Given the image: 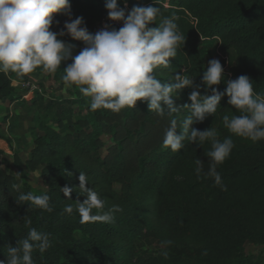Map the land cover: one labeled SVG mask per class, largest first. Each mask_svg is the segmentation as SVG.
<instances>
[{
  "label": "trees",
  "instance_id": "trees-1",
  "mask_svg": "<svg viewBox=\"0 0 264 264\" xmlns=\"http://www.w3.org/2000/svg\"><path fill=\"white\" fill-rule=\"evenodd\" d=\"M126 8L159 7L162 16L175 15L185 43L170 60L171 68L159 69L162 83L174 82L175 73L201 84L202 73L212 59L220 61L226 80L246 75L254 90L264 96V0H117ZM107 0H70L71 17L83 18L91 33L96 24L107 18ZM126 5V7H124ZM68 17L57 14L54 27ZM157 23H159V18ZM153 24L150 27H156ZM51 30V29H50ZM52 31V30H51ZM76 55L82 42L63 37ZM71 60L51 74L59 86L63 70ZM36 72H43L37 69ZM19 78V84L15 80ZM31 84L27 76L0 73V101L23 103L22 87ZM224 92L226 85L217 86ZM192 88L183 89L174 103H190ZM210 94V90H209ZM73 108H59L52 121L46 114L35 115L32 129L38 130L29 157L13 155L17 170H40L44 191L34 193L26 183L18 185L14 175L0 166V260L7 256L5 245L15 246L34 227L47 233L50 247L44 253L33 251L34 264H264L260 255H247L244 246L264 245V140L252 142L232 135L223 125V116L239 114L223 97L214 116L191 127L203 131L213 128L221 141L231 136L234 148L218 166L223 184L221 190L212 178H198L196 159L208 171L207 153L211 143L197 146L185 140L184 147L172 152L162 146L171 119L182 121V110L173 116H159L138 101L133 109L119 113L111 110H90L89 98L73 89ZM60 106V105H59ZM5 118V117H4ZM1 119L4 121L5 119ZM178 127V131H179ZM104 137L111 139L107 145ZM0 150V162L3 160ZM71 173V176L65 173ZM79 172L88 178V187L105 202V208L119 205L123 211L114 214L111 223H81L76 201L83 202L75 189L65 198L60 190L65 185L78 188ZM47 193L53 211L48 213L19 204L21 193ZM71 205L73 212H65ZM31 224H26V220ZM172 241L166 248L163 241ZM155 242L156 254L143 250V242ZM167 251L168 255H162Z\"/></svg>",
  "mask_w": 264,
  "mask_h": 264
},
{
  "label": "clouds",
  "instance_id": "clouds-1",
  "mask_svg": "<svg viewBox=\"0 0 264 264\" xmlns=\"http://www.w3.org/2000/svg\"><path fill=\"white\" fill-rule=\"evenodd\" d=\"M105 9L108 20L122 26L118 30L106 26L92 34L82 26V17L72 19L70 0H0V73L24 77L41 69L55 74L62 63L71 60L63 70L62 82L66 89H76L89 98L92 111L106 109L119 113L133 109L138 101L146 102L148 110L159 116L166 113L173 116L186 110L187 115L179 123L171 119L162 146L177 152L184 147L185 140L197 146L210 142L208 171L205 173L203 162L196 159L195 173L198 178L202 174L212 178L216 186L226 191L227 186L217 169L234 148L232 137L221 141L213 128L200 131L191 126L214 116L222 98L227 96L228 104L239 114L224 115V127L232 135L254 143L264 140V96L254 90L246 75L226 80L217 59L210 60L202 73L204 95L200 94L199 86H193L194 79L188 75L175 73L174 82L162 83L157 78V70L171 68L170 60L185 43L178 18L162 16L157 6H134L126 15L125 8L120 7L117 0H107ZM57 14L67 16L68 20L62 30L53 32L50 28ZM153 24L157 26L150 27ZM66 35L82 42L78 54L73 55L72 49L65 44L63 37ZM221 83L226 85L224 92L217 88ZM186 88L193 89L188 96L190 103L176 105L174 99ZM65 175L70 177L71 173ZM78 180V188L65 185L60 190L65 198L75 189L79 190V196L85 197L83 202H75L81 223H111L114 214L123 211L119 205L106 209L100 195L88 187L84 172H79ZM50 199L47 193L28 192L19 194L16 202H28L29 207L51 213ZM65 212H73L70 204ZM25 222L31 224L30 219ZM171 243L163 241L161 246L166 248ZM5 246L7 256L0 264H34L33 251L44 253L51 245L47 233L31 227L15 246ZM162 255L167 257V251Z\"/></svg>",
  "mask_w": 264,
  "mask_h": 264
},
{
  "label": "rangeland",
  "instance_id": "rangeland-1",
  "mask_svg": "<svg viewBox=\"0 0 264 264\" xmlns=\"http://www.w3.org/2000/svg\"><path fill=\"white\" fill-rule=\"evenodd\" d=\"M60 26H51L53 32H59ZM83 44L78 48L81 50ZM29 81L36 88L33 91H21L24 96V102L18 103L14 108L17 111L14 119L8 124L6 120L1 121L0 118V136L7 143L6 154L0 162V166L6 167L8 172L15 176L18 185L26 183L30 186L34 193L44 191L38 169L35 172L29 171L25 166L21 170H17L13 163V155L17 154L22 160L29 157L30 150L33 146V139L40 134L38 130L32 129L34 125L33 118L35 115L43 116L46 114V121L53 123L52 118L59 113V108L71 109L74 111L72 116L77 117V107L71 104L73 101V89H66L65 86H59L47 72H35L27 76ZM15 84H19V78L15 80ZM8 104V102H6ZM60 105V106H59ZM8 113V111H7ZM7 119V116L4 118ZM107 145L111 144L109 137H104ZM13 143V144H12ZM143 250L148 253L156 254L160 251V247L153 241L143 242ZM245 253L247 255H260L264 259V245L245 244Z\"/></svg>",
  "mask_w": 264,
  "mask_h": 264
},
{
  "label": "crops",
  "instance_id": "crops-1",
  "mask_svg": "<svg viewBox=\"0 0 264 264\" xmlns=\"http://www.w3.org/2000/svg\"><path fill=\"white\" fill-rule=\"evenodd\" d=\"M6 102H8V101H0V118L7 116V119H5V120L9 124L10 121L12 119H14L15 115L18 114L17 111H16V109L14 107L19 102L18 103L11 104V105L9 103L7 104ZM7 111H8V113H7ZM6 148H7V143H6L5 139L0 136V150L3 152V155L6 154V152H5L6 151Z\"/></svg>",
  "mask_w": 264,
  "mask_h": 264
},
{
  "label": "built area",
  "instance_id": "built-area-1",
  "mask_svg": "<svg viewBox=\"0 0 264 264\" xmlns=\"http://www.w3.org/2000/svg\"><path fill=\"white\" fill-rule=\"evenodd\" d=\"M124 7H125V5H124ZM125 12H126V8H125ZM106 26H107V27H111V28H115V29L118 30V29L122 26V24H121V23L111 22V21L108 20V18H104V19H102L101 21H99V22L96 24L94 30H93L91 33H92V34H95L97 31L103 29V28L106 27ZM21 86L24 87V88H27V89L30 90V91H33V90L36 89V88L34 87V85L29 84V83L24 84V85H21Z\"/></svg>",
  "mask_w": 264,
  "mask_h": 264
}]
</instances>
